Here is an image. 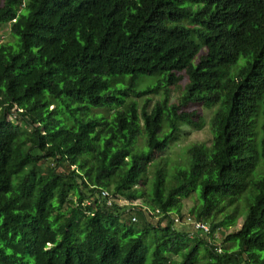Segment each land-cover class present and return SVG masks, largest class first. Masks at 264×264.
<instances>
[{"label":"trees","instance_id":"16d2710c","mask_svg":"<svg viewBox=\"0 0 264 264\" xmlns=\"http://www.w3.org/2000/svg\"><path fill=\"white\" fill-rule=\"evenodd\" d=\"M5 24L0 264H264V0H0ZM206 103L210 143L187 146L170 179L159 162L147 189ZM188 219L209 231L178 228Z\"/></svg>","mask_w":264,"mask_h":264},{"label":"rangeland","instance_id":"374dc122","mask_svg":"<svg viewBox=\"0 0 264 264\" xmlns=\"http://www.w3.org/2000/svg\"><path fill=\"white\" fill-rule=\"evenodd\" d=\"M12 36L13 35L10 34L9 26L7 24L0 26V42H5V41L13 42L14 39L16 41V36H13L14 38ZM186 81H187V79L185 77H183L180 80L179 84H177L175 86L172 85L169 87V94H170V101L171 102H175L178 99V97L181 95L182 89H183ZM148 96L151 98L150 103L153 104L157 98H160L162 96V90L158 91L157 93H150V94H148ZM135 101L139 105L142 104V98H140V97L136 98ZM193 108H195V110H196V115H200L202 117L201 128L195 129V128H192L188 125H182V127H181V133L182 134H181L179 140L177 142L173 143L167 151H164L161 154L157 155V157H159V158L154 160V163L147 167L146 172H145V178H146V182H147V185L145 187L147 189H149V187H150V183H151L152 178H153L154 170L156 168V165L159 162H161L162 164H163V162L166 163V165H164V166L166 168L167 177L170 179L172 172L174 170L178 169L179 167H181L180 164H182V163H180V160L185 161L186 155L184 154V152H186L185 150H186L187 146H189L190 144H193V143H198V142H205L207 144L210 143L212 133L210 130L209 120L213 114V111L215 109V105L210 104V103H206L205 105L200 104V105L194 106ZM260 161L262 163L263 159H261ZM261 163L259 164V166L261 165ZM259 166L256 168V170L254 172L255 175H257L259 172V168H260ZM37 168L44 171V164H41V166H37ZM246 193L248 194V192H246ZM243 195H245V194H243ZM117 201H121V200H117ZM196 201L197 200L195 199V196L185 198L183 200V204L185 206L184 209L191 207L192 205H195ZM139 202L145 204L144 203L145 200L143 201V199H141V198H139ZM246 205L247 204H246L245 197L242 196L235 205H232L229 207L230 211H233V210H235V208L237 206L239 216L237 218L236 223L234 225L230 226L227 229V231H231V230L236 229L240 226V223L242 222L244 216L246 215V212H245ZM151 218H152V221L156 220V218H153V217H151ZM123 220H124V216H122L120 218V221H123ZM134 226H138V224H134ZM178 228L188 230V231L190 230L189 226H187V225H185V226L179 225ZM224 235L225 234L223 233V230L217 232L214 235V238H213L214 242L221 248V249L219 248L220 250L217 249L218 253H220L222 251L221 242H222ZM213 239H211V240H213ZM201 255H203V254H201Z\"/></svg>","mask_w":264,"mask_h":264},{"label":"built area","instance_id":"2783aa9c","mask_svg":"<svg viewBox=\"0 0 264 264\" xmlns=\"http://www.w3.org/2000/svg\"><path fill=\"white\" fill-rule=\"evenodd\" d=\"M100 195L101 197H104V198H107V203L108 204H111L114 200L113 198L110 196L109 192L106 191V190H101L100 192ZM121 201H118V203L120 205H124L127 207V209H130L132 211H138L139 208H142L146 211V213H148L149 215L153 216L154 218H158L160 216V211L156 208L155 210H151L150 208H148L146 205H144L143 203H140L139 202V199H136L134 201H128L127 199H119ZM139 206V208H138ZM137 217L136 215H133L131 217V220L132 221H136ZM175 222L179 223L178 221V218H174ZM180 224V223H179ZM182 225V224H180ZM184 225H187L189 226L190 229H200L202 230V232H208L209 231V226L207 223L203 222V221H200V220H191V219H188L186 220V222L184 223ZM218 250H220L218 248Z\"/></svg>","mask_w":264,"mask_h":264},{"label":"clouds","instance_id":"9594fccd","mask_svg":"<svg viewBox=\"0 0 264 264\" xmlns=\"http://www.w3.org/2000/svg\"><path fill=\"white\" fill-rule=\"evenodd\" d=\"M135 222V221H134Z\"/></svg>","mask_w":264,"mask_h":264}]
</instances>
